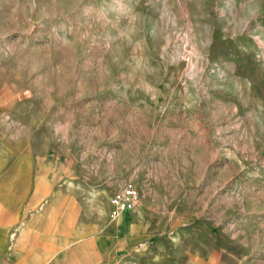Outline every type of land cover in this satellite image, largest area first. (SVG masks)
Here are the masks:
<instances>
[{
  "label": "rangeland",
  "instance_id": "374dc122",
  "mask_svg": "<svg viewBox=\"0 0 264 264\" xmlns=\"http://www.w3.org/2000/svg\"><path fill=\"white\" fill-rule=\"evenodd\" d=\"M0 170L2 217L10 172L96 226L132 185L175 264H264V0H0Z\"/></svg>",
  "mask_w": 264,
  "mask_h": 264
},
{
  "label": "crops",
  "instance_id": "0c3cea01",
  "mask_svg": "<svg viewBox=\"0 0 264 264\" xmlns=\"http://www.w3.org/2000/svg\"><path fill=\"white\" fill-rule=\"evenodd\" d=\"M22 177L25 187L17 192L22 196L17 203L25 204L27 216L21 215V206L8 219L2 217L0 170V264H175L155 240H147L144 224L133 223L124 214L99 226L67 219L61 196L43 203L53 184L49 172L33 176L15 171L8 178ZM5 189L13 194L15 187Z\"/></svg>",
  "mask_w": 264,
  "mask_h": 264
},
{
  "label": "built area",
  "instance_id": "2783aa9c",
  "mask_svg": "<svg viewBox=\"0 0 264 264\" xmlns=\"http://www.w3.org/2000/svg\"><path fill=\"white\" fill-rule=\"evenodd\" d=\"M140 202L139 192L132 186L128 185L117 191L111 198L112 218H116L121 214H127L136 209Z\"/></svg>",
  "mask_w": 264,
  "mask_h": 264
}]
</instances>
